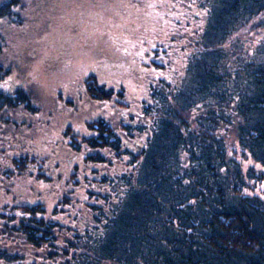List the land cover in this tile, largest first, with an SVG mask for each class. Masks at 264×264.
<instances>
[{"label": "trees", "instance_id": "16d2710c", "mask_svg": "<svg viewBox=\"0 0 264 264\" xmlns=\"http://www.w3.org/2000/svg\"><path fill=\"white\" fill-rule=\"evenodd\" d=\"M125 4L114 62L49 106L8 89L2 23L21 1L0 4V264H264V190L248 192L264 184V35H242L264 0ZM83 98L106 108L74 132Z\"/></svg>", "mask_w": 264, "mask_h": 264}, {"label": "rangeland", "instance_id": "374dc122", "mask_svg": "<svg viewBox=\"0 0 264 264\" xmlns=\"http://www.w3.org/2000/svg\"><path fill=\"white\" fill-rule=\"evenodd\" d=\"M7 0H0V4ZM12 16L2 23L4 31V50L1 54L2 63H13L19 76L7 80L8 89L14 88L22 82V89L32 90L38 93L41 101L49 106L48 97L58 90L69 95V90L75 91L81 76L90 74L97 61L103 56L110 57V64L116 59L117 47L114 37L117 30L116 21L126 0H20ZM122 4V5H121ZM122 13V14H120ZM132 15L133 12H130ZM137 16L129 17L123 24H136ZM260 22L258 28H253L254 23ZM125 28V26L123 27ZM129 29V27H128ZM247 40L264 35V13L254 19L242 31ZM258 39V38H255ZM98 68V67H97ZM103 72L101 70H96ZM17 74V75H18ZM146 75L142 74L144 79ZM141 79V80H143ZM14 82V83H12ZM129 100L133 94L141 97L146 86V81L130 80L128 82ZM76 107V115L71 116L75 125L74 132L82 123L93 116L103 103L93 104L72 100ZM105 112L113 117L109 109ZM70 120L66 115L56 116L48 125L45 137L56 140L60 126ZM41 135L35 133L32 145L41 143ZM18 137V135H16ZM38 150L42 153L41 147ZM238 157L243 170H262L249 156L244 157L239 150ZM40 153V154H41ZM64 152L61 153L63 156ZM42 155V154H41ZM77 161V156L72 155L68 159L70 164ZM69 164V165H70ZM250 194H261L264 184L249 182Z\"/></svg>", "mask_w": 264, "mask_h": 264}, {"label": "flooded vegetation", "instance_id": "af4514ba", "mask_svg": "<svg viewBox=\"0 0 264 264\" xmlns=\"http://www.w3.org/2000/svg\"><path fill=\"white\" fill-rule=\"evenodd\" d=\"M22 85H23V83H22ZM22 85H20V84H18V85H14V88H20Z\"/></svg>", "mask_w": 264, "mask_h": 264}, {"label": "water", "instance_id": "95a60500", "mask_svg": "<svg viewBox=\"0 0 264 264\" xmlns=\"http://www.w3.org/2000/svg\"><path fill=\"white\" fill-rule=\"evenodd\" d=\"M20 85H22V84H20Z\"/></svg>", "mask_w": 264, "mask_h": 264}]
</instances>
